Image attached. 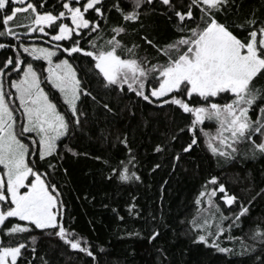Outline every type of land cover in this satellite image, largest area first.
Masks as SVG:
<instances>
[{
    "label": "snow or ice",
    "instance_id": "1",
    "mask_svg": "<svg viewBox=\"0 0 264 264\" xmlns=\"http://www.w3.org/2000/svg\"><path fill=\"white\" fill-rule=\"evenodd\" d=\"M242 6L0 0V50L10 53L0 59V264H59L51 252L63 264H120L108 258L111 240L94 243L73 226L63 188L68 159L80 157L101 163L109 184H142L133 121L163 126L151 151L172 172L198 148L212 167L182 217L162 195L151 207L136 193L101 202L124 225L115 238L146 242L152 264H170L158 242L180 228L225 264H264V215L253 216L264 181L228 171L264 161V0ZM84 142L97 150H80Z\"/></svg>",
    "mask_w": 264,
    "mask_h": 264
},
{
    "label": "trees",
    "instance_id": "2",
    "mask_svg": "<svg viewBox=\"0 0 264 264\" xmlns=\"http://www.w3.org/2000/svg\"><path fill=\"white\" fill-rule=\"evenodd\" d=\"M262 0H243L242 13H247L252 8L260 7ZM264 13V8L261 9ZM6 54L5 50H0V59ZM81 65L86 61H78ZM132 135L138 141L142 166L139 174L143 177L142 184H132L131 186H119L109 184L104 180L103 165L97 161L80 158H69L66 167L69 169L68 184L64 186V198L68 203L71 216L75 217L73 226L77 231L87 236L94 243H105L111 240L109 260H117L120 264H152L155 251L146 242L135 238L117 240L114 233L124 225L119 224L113 218L110 210L101 207V202L109 203L112 206L123 205L130 193L139 195V202L147 207L153 206L158 202L161 195L165 205L172 206V215L179 214L181 217L186 212L191 211V200L199 187V180L206 175L212 167L208 154L197 149L191 157L186 158L185 162L175 172L167 166V161L157 156L151 151V146L160 138L163 126L158 129L155 126L138 125V121H133ZM214 130L213 125L207 126ZM185 139H187L185 137ZM89 149L96 151V148H89L87 142L80 145V150ZM243 150V149H242ZM155 162L163 163V167L155 173L150 171ZM199 166V167H198ZM264 161L248 162L246 168L237 166L232 171H239L241 176L247 172L259 184L264 181ZM228 177H226L227 179ZM167 181V184L164 182ZM63 183V181H61ZM164 188L161 189V185ZM77 196L80 198L77 199ZM87 196V199L84 197ZM123 214V213H122ZM264 215V203L257 202L254 209V218ZM91 221V223H89ZM128 227L140 228L139 224L127 221ZM94 229V231H93ZM235 232V230H233ZM165 235L161 237L159 244L168 249L170 264H225L222 254L216 253L213 249L205 248L202 245H194L184 231L177 228L175 231L166 229ZM236 235L240 233L236 232ZM227 246L231 243L224 241ZM107 247L108 245L105 244ZM47 248V246H44ZM51 259L63 264V257H58L56 252H51Z\"/></svg>",
    "mask_w": 264,
    "mask_h": 264
}]
</instances>
